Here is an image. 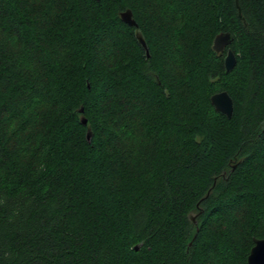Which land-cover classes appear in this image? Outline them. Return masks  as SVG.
<instances>
[{
	"label": "trees",
	"instance_id": "16d2710c",
	"mask_svg": "<svg viewBox=\"0 0 264 264\" xmlns=\"http://www.w3.org/2000/svg\"><path fill=\"white\" fill-rule=\"evenodd\" d=\"M238 4L243 21L235 0H0V264H247L264 0Z\"/></svg>",
	"mask_w": 264,
	"mask_h": 264
},
{
	"label": "water",
	"instance_id": "95a60500",
	"mask_svg": "<svg viewBox=\"0 0 264 264\" xmlns=\"http://www.w3.org/2000/svg\"><path fill=\"white\" fill-rule=\"evenodd\" d=\"M99 2L100 0H94ZM235 6L238 12V17L243 21L241 15V9L238 4V0H235ZM120 19L123 23L128 25L129 27H137L135 20L133 19L132 12L127 9L120 13ZM233 42V37L230 33L222 32L216 35L212 41V50L222 56L223 53V65L225 69V73H229L233 70L236 65V57L232 50L229 48L230 44ZM139 43L145 49L146 56L148 57V50L146 45L142 39L139 38ZM211 105L213 106L214 110L222 115H224L227 119H230L233 115V101L230 95L226 91H221L218 93L213 94L210 97ZM83 112V110H81ZM81 124L85 126L87 124V119L82 117ZM87 140L90 139V133L88 132L86 135ZM189 219L194 221V217L190 216ZM138 250V247H135V251ZM247 264H264V238L262 239H254L253 246L249 251L247 257Z\"/></svg>",
	"mask_w": 264,
	"mask_h": 264
}]
</instances>
